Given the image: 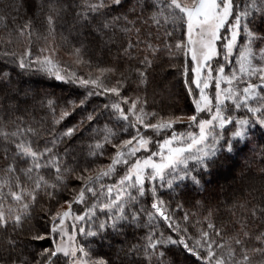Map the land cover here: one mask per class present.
Returning a JSON list of instances; mask_svg holds the SVG:
<instances>
[{
	"label": "snow or ice",
	"instance_id": "1",
	"mask_svg": "<svg viewBox=\"0 0 264 264\" xmlns=\"http://www.w3.org/2000/svg\"><path fill=\"white\" fill-rule=\"evenodd\" d=\"M0 45V264H264V179L234 200L177 198L264 130V0H0ZM161 53L190 112L149 103ZM37 74L83 95L60 103Z\"/></svg>",
	"mask_w": 264,
	"mask_h": 264
},
{
	"label": "trees",
	"instance_id": "2",
	"mask_svg": "<svg viewBox=\"0 0 264 264\" xmlns=\"http://www.w3.org/2000/svg\"><path fill=\"white\" fill-rule=\"evenodd\" d=\"M64 34L67 35L68 33L65 31ZM3 51V46L0 45V55H2ZM69 51L70 48H61L58 58L67 63L72 62L74 57L68 55ZM114 51L115 49H113ZM88 56H91L94 62L97 60L101 64L109 62L107 55L101 56L95 50H88L85 58ZM168 64V57L164 53H161V58L153 69L151 77L155 83H162L166 85V88L161 91L159 88L154 89L150 85L148 88L149 103L151 107L156 108L162 113L173 112L179 115L181 112H190V98L183 86L180 72L176 69L169 68ZM5 66V61L0 60V69ZM7 67L13 69L14 66L9 64ZM15 75L16 70H13L14 78ZM24 79L38 89L54 93L55 97L60 98V103H63L65 99H76L78 96L83 95V90L78 89L77 86L68 85L54 78H47L37 74L31 77H25ZM101 102L102 98L100 97L92 98L89 109L92 105ZM78 119L79 114H76L69 118L68 124H74ZM177 127L179 130H183L182 126L178 125ZM262 170H264V130L256 128L252 130L247 142H240L234 153L230 154L226 160L218 163L212 172L205 176V180L207 181L205 184L206 192H201L199 195H196L192 190V186L189 184L187 188L181 186L183 188V195L177 198L184 199L188 202L193 197L195 199L207 198L212 203L234 200L238 197L242 198L247 195L251 188L260 186L261 180L264 179ZM41 203L44 202L42 201ZM32 223L37 228L45 223L39 205L37 206L35 219ZM133 239L134 235L129 231L127 238L110 236L105 240L97 239L95 247L98 250V254L114 257L119 246ZM37 245L47 247L48 242H37ZM180 259L183 260V256H180Z\"/></svg>",
	"mask_w": 264,
	"mask_h": 264
}]
</instances>
